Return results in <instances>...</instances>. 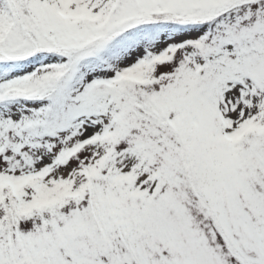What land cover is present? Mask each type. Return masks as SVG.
<instances>
[{"label":"snow or ice","instance_id":"6c2138e0","mask_svg":"<svg viewBox=\"0 0 264 264\" xmlns=\"http://www.w3.org/2000/svg\"><path fill=\"white\" fill-rule=\"evenodd\" d=\"M0 264H264V0H0Z\"/></svg>","mask_w":264,"mask_h":264}]
</instances>
